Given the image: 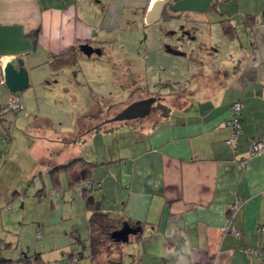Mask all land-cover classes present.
<instances>
[{
    "label": "crops",
    "instance_id": "0c3cea01",
    "mask_svg": "<svg viewBox=\"0 0 264 264\" xmlns=\"http://www.w3.org/2000/svg\"><path fill=\"white\" fill-rule=\"evenodd\" d=\"M149 4V0H0V66L19 56L29 82L49 83L54 74L48 63L51 54L89 43L102 55L135 17L150 24L144 19ZM220 4L236 36L226 38L218 21L222 35L218 39L188 32L177 46L155 44L179 56V61L191 56L198 70H192L193 78L184 87L183 71H177L178 87L171 86L170 95H148L139 87L140 95L130 103L152 97V108L154 103L159 108L146 117L121 121L124 130L133 131L116 150L109 142L99 148L94 141L100 137L97 129L89 134L87 152L68 151L64 132L35 130L50 146L65 145L62 158L46 166L48 173L76 158L95 163L88 176L101 181L92 191L100 208L140 223L139 235H129L126 259L121 257L118 264H264V231L259 229L264 225V151L249 154V140L264 139V0H228L216 6ZM35 30L34 41L27 33ZM136 61L127 65L125 87L141 76ZM234 101L241 103L242 128L232 146L226 139ZM74 167L77 171L80 164ZM233 202L237 207L231 211ZM74 253L78 252L70 254Z\"/></svg>",
    "mask_w": 264,
    "mask_h": 264
},
{
    "label": "rangeland",
    "instance_id": "374dc122",
    "mask_svg": "<svg viewBox=\"0 0 264 264\" xmlns=\"http://www.w3.org/2000/svg\"><path fill=\"white\" fill-rule=\"evenodd\" d=\"M224 7L220 4L208 12H170L175 15H162L150 24L143 23L140 16L135 17V23L122 34L118 31L102 55L80 53L75 65L50 75L49 83L45 79L30 81L18 93L21 109L1 110L0 238L6 243L3 256L15 259L23 253L39 252L42 264H65L70 261L71 252H78L81 257L77 264H92L87 256V211L81 193L74 188L70 190L63 172L59 171V182L53 183L46 170L50 162L62 158L65 145L50 146L35 130L64 132L68 151L87 152L89 134L97 129L100 137L96 136L94 141L99 148L109 142L116 150L121 139L133 131L124 130L120 124L127 118L123 113L126 105L140 95L139 87L147 90L148 95H170L178 87L174 81L177 71H183L181 87H184L193 78L192 70H198V63L191 56L179 61V56L166 52L165 48L160 50L155 44L160 41L163 46H177L184 42L182 35L188 37V32L189 36L200 38L210 35L211 40L222 37L216 23L223 17ZM135 59L141 76L132 77L133 85L125 87L129 78L127 65ZM8 91L0 83L1 104L6 102ZM155 110L152 108L148 114ZM102 133H109L110 137L104 138ZM49 148L52 149L46 150ZM130 245V241L123 246L111 245L99 256V264L115 261L121 247V257L126 259L124 249Z\"/></svg>",
    "mask_w": 264,
    "mask_h": 264
},
{
    "label": "trees",
    "instance_id": "16d2710c",
    "mask_svg": "<svg viewBox=\"0 0 264 264\" xmlns=\"http://www.w3.org/2000/svg\"><path fill=\"white\" fill-rule=\"evenodd\" d=\"M220 1H228V0H213L211 3L210 10L216 9L217 4ZM173 11H170V6L167 4L162 12V15H168V16H173L175 14L170 13ZM230 19L222 17L219 19L220 24H221V29L222 33L226 38H233L236 36V29L234 25L229 21ZM27 36L31 37L34 41L36 40L37 37V30L31 31L27 33ZM80 43H75L70 45L67 48H64L60 50L56 54H51L48 59V63L51 66V69L53 72H57L63 67H70L75 65L77 57L82 51L79 48ZM10 93V92H9ZM154 102V101H153ZM152 102V103H153ZM160 104H153V108H159ZM3 104L0 103V113L1 110L4 108H1ZM23 107V106H22ZM11 109V108H9ZM14 110V109H12ZM164 109H162L163 111ZM16 111V110H14ZM241 112V111H240ZM241 119V115H240ZM242 123V120H241ZM79 163L80 168L79 170L76 171L74 167V163ZM95 163L85 161L80 158L73 159L65 164L58 165L54 167L53 169L50 170V176L51 180L53 183H58L59 182V171L64 172L66 179H67V185L70 188H73L76 183L79 181L85 179V178H90L88 175L90 166H92ZM98 186L92 187V188H87L84 187L81 190V196L83 200V205L85 210L87 211V223H88V235L86 238L87 245H88V254L87 256L90 257L95 263L92 264H99L100 260V255L107 250L111 245H120L123 246L122 241H116L111 237V232L114 229H117L121 227L124 223H128L132 227H136L137 232L135 233L136 235H139V232L141 231V225L138 221L133 222L126 220L125 217L122 215H112L111 213L104 211L100 208L99 202L96 199V196L92 193L93 190H96ZM140 228V229H139ZM134 234V235H135ZM132 234H130L131 236ZM129 236V238H130ZM78 242H81V240L78 238ZM129 241V240H128ZM84 244V241L82 242ZM6 243L3 242V240L0 238V264H42L41 262V257L39 252H34L31 254H26L23 253L21 256L18 258L12 259L3 256L2 250L5 247ZM120 255L115 261H108L109 263L107 264H118L121 260V253H122V247L119 249ZM70 261H68L65 264H77L78 259L81 257V253H74L70 254ZM73 257H76V260H73ZM114 262V263H113ZM106 264V263H105Z\"/></svg>",
    "mask_w": 264,
    "mask_h": 264
},
{
    "label": "water",
    "instance_id": "95a60500",
    "mask_svg": "<svg viewBox=\"0 0 264 264\" xmlns=\"http://www.w3.org/2000/svg\"><path fill=\"white\" fill-rule=\"evenodd\" d=\"M212 1L213 0H152L149 4L148 10L146 11L144 19L147 23L157 21L160 19L161 12L167 4L173 12H208ZM79 48L86 56L100 54V48L93 47L89 43H81ZM1 76L3 84L11 93H19L29 85L28 71L24 66L23 59L19 56L11 57L2 64ZM153 101L154 99L151 97L131 103L126 107L123 113L127 118L146 115L151 110V104ZM124 115L121 116L124 117ZM137 229L138 228H134L128 223H124L121 227L114 229L111 232V237L116 241L126 242L129 239V235L137 232Z\"/></svg>",
    "mask_w": 264,
    "mask_h": 264
},
{
    "label": "built area",
    "instance_id": "2783aa9c",
    "mask_svg": "<svg viewBox=\"0 0 264 264\" xmlns=\"http://www.w3.org/2000/svg\"><path fill=\"white\" fill-rule=\"evenodd\" d=\"M152 0H149V3ZM1 69L2 65L0 66V83H3V79L1 76ZM8 107L14 110H19L22 108V104L19 100L18 93H11L9 94L8 98L6 99V102L1 106V108ZM240 110H241V103L239 101H234L231 104V116L229 117L227 121V125L231 128V134L226 139L228 143H230L232 146L235 145L236 139L238 137V134L242 128V123L240 119ZM264 151V139L260 138H253L249 140V154H257ZM101 181L100 180H93L91 178H85L78 183L74 185V190L81 191L84 187L92 188L96 186H100ZM237 204L233 202L230 205L231 211L236 209ZM260 230L264 231V225H261L259 227ZM73 260H76V257H73Z\"/></svg>",
    "mask_w": 264,
    "mask_h": 264
}]
</instances>
